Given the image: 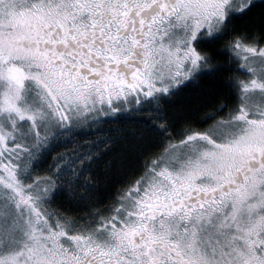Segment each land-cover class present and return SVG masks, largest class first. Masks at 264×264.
<instances>
[{"label":"snow or ice","instance_id":"obj_1","mask_svg":"<svg viewBox=\"0 0 264 264\" xmlns=\"http://www.w3.org/2000/svg\"><path fill=\"white\" fill-rule=\"evenodd\" d=\"M0 264H264V0H0Z\"/></svg>","mask_w":264,"mask_h":264},{"label":"trees","instance_id":"obj_2","mask_svg":"<svg viewBox=\"0 0 264 264\" xmlns=\"http://www.w3.org/2000/svg\"><path fill=\"white\" fill-rule=\"evenodd\" d=\"M243 78V77H242Z\"/></svg>","mask_w":264,"mask_h":264}]
</instances>
